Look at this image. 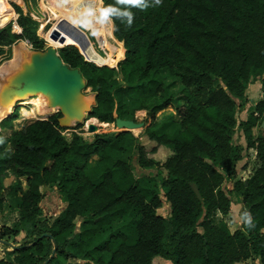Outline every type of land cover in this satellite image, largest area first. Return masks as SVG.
Wrapping results in <instances>:
<instances>
[{"label":"trees","instance_id":"trees-1","mask_svg":"<svg viewBox=\"0 0 264 264\" xmlns=\"http://www.w3.org/2000/svg\"><path fill=\"white\" fill-rule=\"evenodd\" d=\"M15 8L23 29L17 37L42 50L46 42L38 39L34 21ZM133 12L131 27L113 21L114 36L125 48L117 67L95 64L77 44L59 53L82 71L86 87L96 93L88 117L135 120V113L145 110L149 139L172 145L174 153L158 173L136 176L137 167L123 154L138 148L142 171L156 163L132 131L101 133L93 140L77 132L68 137L61 111L16 128V109L1 122L0 209L5 180L14 176L7 195L19 197L18 224L27 226L33 240L11 245L4 237L17 235L18 229L5 226L0 242L11 246L13 257L0 264L69 259L86 261L77 264H154L157 256L172 264H235L250 258L264 264V0H162ZM162 70L180 80V91H169ZM255 80L263 96L238 126L247 147L256 152L257 166L242 180L237 162L243 150L233 144L231 133ZM170 108L174 114L165 113ZM94 155L97 181L86 166ZM54 183L66 208L53 221L41 220L43 188ZM233 195L239 197L240 213L247 209L252 214L255 227L232 231L218 218L229 214ZM165 201L169 218L158 213Z\"/></svg>","mask_w":264,"mask_h":264},{"label":"rangeland","instance_id":"rangeland-1","mask_svg":"<svg viewBox=\"0 0 264 264\" xmlns=\"http://www.w3.org/2000/svg\"><path fill=\"white\" fill-rule=\"evenodd\" d=\"M10 4L13 8V16L14 18L5 26L0 28V67L7 62L10 59H13L15 57V47H17L21 42H26L30 48V50L34 51V47L31 42H28L26 39L17 37V35L22 34L23 29L22 27H16V24L18 20V16L20 13H17V9L15 8V5H18L22 9V13L26 16H30L32 20L34 21L37 36L39 40H44L46 42L44 48L40 51H47L53 46L45 37L44 33H46L55 23L54 19H51V12L49 9V3L47 0H10ZM113 23V22H112ZM15 24V25H14ZM107 28L110 29V24L107 25ZM87 38L91 48L95 53H97L101 57L106 56V51H110L98 43V40L96 39L95 35L90 34L89 32H86L82 29H79ZM2 31H4V35H2ZM43 34V35H42ZM109 42L111 45L116 46L115 51L119 49V43L114 40V38L109 37ZM67 45V44H66ZM65 46V45H64ZM64 46L55 47L58 51L60 48H63ZM79 47V45H78ZM80 48V47H79ZM81 50V49H80ZM115 51L113 53H115ZM84 54V53H83ZM125 57V54H124ZM86 59V57H85ZM88 60V59H86ZM92 60V59H91ZM90 61V60H88ZM92 62V61H90ZM95 63V62H94ZM97 64V63H95ZM99 65V64H97ZM106 65V64H101ZM100 65V66H101ZM118 64H116L117 67ZM162 75L165 77L167 87L170 92L177 93L182 89V84L180 80L176 77H171L167 70H162ZM81 92L84 95H90L94 94V92L89 87H83L81 89ZM263 96L262 92V86L261 82L259 80H255V82H252L248 85L247 88V96H246V106L244 109H238L236 113L237 117V126L232 130V142L235 145H239L242 147V155L243 159L241 161L237 162V177L244 180L248 178V176L251 174V172L254 170V168L257 166V159H256V152L253 149H249L247 147V142L243 133V130L238 126L239 122L243 120L244 118H247L248 116V109L250 107H253L256 102ZM40 96L34 95L32 98H39ZM26 101L22 104V102ZM20 102L16 108L12 110V114L15 113V110L18 109L16 112L17 119L14 120V124L16 128H21L22 126L33 122L39 118H45L50 117L56 113H58L57 109L53 108L51 110V114H46L42 117H36V118H30V119H24L23 118V110L24 109H30L33 104L29 102L28 100H24ZM43 101V100H42ZM175 113V109H169L165 113ZM176 119H180L177 115H175ZM6 118V117H5ZM88 117H86L85 120L82 122H78L76 125L67 127V129L63 130V134L66 136H70L73 132H77L84 136L86 140H93L97 134L101 133H111L115 130L121 131V128H118L115 125V122H106L107 125L101 124L99 120L95 122L88 123ZM4 119V118H3ZM135 120L138 122H144V126L140 128H135L132 130V132L139 137L140 144H143L146 148V155L148 158L152 159L156 165L152 167L151 169H143L139 167V151L138 148L133 150L130 153L123 154V157L134 163V165L137 167V169L134 170V173L136 176H140L142 172H155L158 173V167L162 163L166 161L168 157H170L173 153V147L170 144H159L158 142L154 140H150L147 133L146 128L150 124V119L148 118L147 111L145 110H139L135 113ZM1 121V120H0ZM95 123L97 125V129L94 131L89 130V124ZM179 125L175 124L172 127V130L177 128ZM256 133L259 131V128H257ZM10 131H6L5 133L8 134ZM139 146V145H138ZM97 156L94 155L86 162V166L88 169V174L92 178V180L97 181V172L93 169L95 166V161L97 160ZM159 164V165H158ZM16 177L11 176L6 178L5 180V191L3 193V203L2 208L0 209V234L2 232V229L5 226H10L11 229L17 228L18 234H9L4 237V240H7L11 245H21L24 243H31L33 240V237L29 235L28 228L26 225L18 224L20 220V199L19 197H11L7 195V192L9 191V188L14 184ZM25 187V178L22 179ZM7 195V196H6ZM233 203L231 205V210L229 214L222 215L218 214L219 219H223L227 222L230 229L232 231L238 229L241 227V222L239 221V215H240V209L241 205L238 203L239 197L237 195L232 196ZM66 200L65 197L60 193L59 187L56 183L51 184L49 186H46L43 188V196L40 201L41 206V220H48L53 221L54 218H56L65 208H66ZM158 213L165 217L169 218L171 216V207L168 202H164L163 206L158 209ZM81 224V221H77V226L79 227ZM117 225L119 222L116 223ZM12 248L11 246H6L4 243L0 242V259L7 258V257H13L12 254ZM110 256L109 253H105V259H108ZM258 259L256 258H250L248 260H245L243 262H238L235 264H260L257 262ZM86 261L83 259H69L66 262H63L62 264H77V263H85ZM154 264H172L170 260H167L165 258H162L160 256L154 257L153 259Z\"/></svg>","mask_w":264,"mask_h":264},{"label":"bare ground","instance_id":"bare-ground-1","mask_svg":"<svg viewBox=\"0 0 264 264\" xmlns=\"http://www.w3.org/2000/svg\"><path fill=\"white\" fill-rule=\"evenodd\" d=\"M51 12V19L55 20L54 25L46 33L44 37L55 47L64 46L66 44H77L84 55L92 59L97 64H106L109 66H116L121 60L124 59L125 48L122 41L115 38L113 33V23H110V29L107 25L101 29L102 35H95L100 46L110 50L106 51L105 57H100L91 48L85 35L70 21L75 12L78 10L82 3H94L97 7L103 5V0H47ZM13 8L10 0H0V28L5 27L13 18ZM43 35V34H42ZM109 37L114 38L119 43V49L115 51L116 46L111 45ZM115 51V53H113ZM35 54L30 50L26 42H21L15 47V57L8 60L0 67V120L5 118L12 112L14 105L18 98L23 97L21 102L28 100L33 104L30 109L23 110V118L30 119L45 116L47 113L51 114V110L57 106H53L46 98L44 93L37 96L39 98H32L29 94L20 95L10 92L8 96L3 92L2 80L13 79L18 73L23 72L24 68L30 63V58ZM94 94L89 95V102L94 100ZM43 100V101H42ZM26 101L22 102L25 103ZM90 104V103H89ZM86 119V118H85ZM88 123L97 121L95 117H88ZM73 125L74 121L71 122ZM107 125L106 122H101Z\"/></svg>","mask_w":264,"mask_h":264},{"label":"water","instance_id":"water-1","mask_svg":"<svg viewBox=\"0 0 264 264\" xmlns=\"http://www.w3.org/2000/svg\"><path fill=\"white\" fill-rule=\"evenodd\" d=\"M27 41L29 42V40ZM34 52L35 54L30 58V63L24 68L23 72L18 73L13 79L2 80L3 92L7 94L6 96L10 92L19 93L20 95L28 93L29 96L44 93L49 102L58 107L57 111L62 112L63 116L59 120L61 125L65 127L73 126L72 121L76 125L78 122L85 120L89 116L92 107L96 105V93L93 95L94 100L89 102V95H84L81 92V89L86 87L87 83L82 71L64 62L55 47L43 52L40 50H34ZM22 98H18L14 108L21 102ZM11 114L12 112L6 117ZM45 119H48V117L37 120ZM144 124V122L118 116L115 121V125L121 128V131H132L135 128L143 127ZM88 126L90 131L97 129L95 123ZM262 127H264V122ZM118 132L115 130L110 134L114 135ZM191 186L197 196L202 198L198 186L195 183H192Z\"/></svg>","mask_w":264,"mask_h":264},{"label":"clouds","instance_id":"clouds-1","mask_svg":"<svg viewBox=\"0 0 264 264\" xmlns=\"http://www.w3.org/2000/svg\"><path fill=\"white\" fill-rule=\"evenodd\" d=\"M161 3L162 0H112V2L104 3L100 7L94 3H82L70 22L78 29L99 36L102 35L101 29L114 20L119 21L125 27H131L135 15L133 9L154 8ZM3 143L4 138L0 137V144ZM239 221L245 229L255 227L254 218L247 209L240 213Z\"/></svg>","mask_w":264,"mask_h":264},{"label":"crops","instance_id":"crops-1","mask_svg":"<svg viewBox=\"0 0 264 264\" xmlns=\"http://www.w3.org/2000/svg\"><path fill=\"white\" fill-rule=\"evenodd\" d=\"M260 81V80H259ZM246 118H244L243 120H245ZM3 120V119H2ZM2 120L0 121V130H2V128H1V122H2ZM6 131H9V130H6ZM67 203V202H66ZM257 262H259V260H257ZM260 263V262H259Z\"/></svg>","mask_w":264,"mask_h":264},{"label":"built area","instance_id":"built-area-1","mask_svg":"<svg viewBox=\"0 0 264 264\" xmlns=\"http://www.w3.org/2000/svg\"><path fill=\"white\" fill-rule=\"evenodd\" d=\"M15 25V24H14ZM16 27H19V25L16 24Z\"/></svg>","mask_w":264,"mask_h":264}]
</instances>
